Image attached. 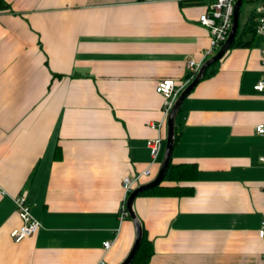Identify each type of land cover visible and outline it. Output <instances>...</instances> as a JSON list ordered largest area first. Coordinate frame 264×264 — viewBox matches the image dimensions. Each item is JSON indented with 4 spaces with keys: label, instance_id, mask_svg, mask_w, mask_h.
<instances>
[{
    "label": "crops",
    "instance_id": "obj_1",
    "mask_svg": "<svg viewBox=\"0 0 264 264\" xmlns=\"http://www.w3.org/2000/svg\"><path fill=\"white\" fill-rule=\"evenodd\" d=\"M3 2L0 264H118L134 238L129 217L117 216L120 178L150 162L146 141L162 114L157 82L185 84L186 60L199 61L209 46L198 22L204 7L172 0ZM239 16L235 38L242 45L228 47L175 118L169 162L195 163V178L179 183L191 192L134 199L153 249L144 264H264L257 234L264 136L253 129L264 116L253 89L263 74L264 34L255 31L254 8ZM19 193L40 226L13 242L9 232L20 219L12 197Z\"/></svg>",
    "mask_w": 264,
    "mask_h": 264
},
{
    "label": "built area",
    "instance_id": "obj_2",
    "mask_svg": "<svg viewBox=\"0 0 264 264\" xmlns=\"http://www.w3.org/2000/svg\"><path fill=\"white\" fill-rule=\"evenodd\" d=\"M138 1H155V0H138ZM175 2L184 3H202L204 11L198 16V22L209 32V46L204 51L199 61L194 60L192 57L188 58L185 63V69L187 71V80L185 84L190 81L197 72L200 64L204 59L209 57L217 49V47L223 42L229 31L232 22L233 3L235 0H172ZM256 12V26L255 31L258 34H264V0H254ZM260 66L263 70L261 78L253 85V89L260 93L264 101V47L260 51L259 56ZM185 84H176L172 79H161L155 86V91L162 96L161 105V117L150 126L155 130V135L148 138L146 141V147L148 149L150 162L148 166L141 172L133 175H123L120 178V188L122 191V198L119 203L117 212L118 219H124L128 217V213L125 207L126 197L130 191L140 183L142 177L149 176L151 170L149 165L153 163L159 154L161 149V143L163 140V130L165 128V121L167 114L175 100L176 96L183 88ZM254 132L261 136H264V116L263 119L254 125ZM258 161L264 168V151L258 156ZM2 191L0 190V195ZM15 212L17 213L20 224L13 228L9 232V237L13 242H19L23 238L32 236L39 228L40 223L31 215L29 204L26 202L25 194L19 193L12 197ZM257 234L260 238L264 239V214L260 221V226L257 230ZM111 245V241L105 240L102 243V248L106 251ZM98 264H103L102 259Z\"/></svg>",
    "mask_w": 264,
    "mask_h": 264
},
{
    "label": "water",
    "instance_id": "obj_3",
    "mask_svg": "<svg viewBox=\"0 0 264 264\" xmlns=\"http://www.w3.org/2000/svg\"><path fill=\"white\" fill-rule=\"evenodd\" d=\"M241 3L242 0H235L233 3L232 22L229 31L227 33V36L225 37L223 42L217 47V49L213 52V54H211L209 57L203 60L197 72L193 76V78L180 90L175 100L173 101V104L166 117L165 128H164V146H163L160 163L154 177L144 183L136 185L126 197L125 207L128 213V217L133 226L134 238L132 245L128 250L127 254L118 264H129L132 261L142 237L141 223L133 209L134 199L137 197V195L140 192L156 186L163 179L170 161L171 151L173 148L174 122L177 112L185 97L191 92L192 88L201 80L204 70L207 68V66L220 59L221 56L224 54V52L230 46L232 40L235 38L238 27V16H239Z\"/></svg>",
    "mask_w": 264,
    "mask_h": 264
},
{
    "label": "trees",
    "instance_id": "obj_4",
    "mask_svg": "<svg viewBox=\"0 0 264 264\" xmlns=\"http://www.w3.org/2000/svg\"><path fill=\"white\" fill-rule=\"evenodd\" d=\"M243 1L254 2V0H242V3ZM6 8H8V4L3 2V0H0V10ZM236 45H242L240 38H234L229 47ZM217 61L207 66V68L204 70L202 78L208 77L214 72ZM196 172H197V167L193 162H181L177 164H171L169 162L165 175L163 179L160 181V183L152 188L140 192L138 196L151 194V193H155V194L168 193L174 196L189 194L191 192L192 187L188 185H180L179 183L192 181L196 176ZM164 180L168 181L171 184L169 185L162 184ZM152 250H153L152 243L147 238L146 232L142 227V237L140 244L132 261L129 264H144L150 257Z\"/></svg>",
    "mask_w": 264,
    "mask_h": 264
},
{
    "label": "rangeland",
    "instance_id": "obj_5",
    "mask_svg": "<svg viewBox=\"0 0 264 264\" xmlns=\"http://www.w3.org/2000/svg\"><path fill=\"white\" fill-rule=\"evenodd\" d=\"M254 6H255V4L253 2H251V1L250 2L243 1V3L241 4V7H240V16H239V19H241V17H242V15H243L244 12L250 11L252 8H254ZM162 144H164V141L162 142ZM155 173L156 172L152 173L150 176L142 177L140 179V183H144L147 180L152 179L154 177Z\"/></svg>",
    "mask_w": 264,
    "mask_h": 264
},
{
    "label": "bare ground",
    "instance_id": "obj_6",
    "mask_svg": "<svg viewBox=\"0 0 264 264\" xmlns=\"http://www.w3.org/2000/svg\"><path fill=\"white\" fill-rule=\"evenodd\" d=\"M184 86H185V85H184ZM184 86H183V87H184ZM139 184H141V183H139Z\"/></svg>",
    "mask_w": 264,
    "mask_h": 264
}]
</instances>
